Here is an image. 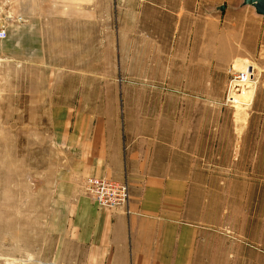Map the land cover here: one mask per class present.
I'll return each mask as SVG.
<instances>
[{
  "label": "rangeland",
  "instance_id": "obj_1",
  "mask_svg": "<svg viewBox=\"0 0 264 264\" xmlns=\"http://www.w3.org/2000/svg\"><path fill=\"white\" fill-rule=\"evenodd\" d=\"M241 2L0 0V264L50 256L52 105L104 123L137 175L186 180L215 264H264V16Z\"/></svg>",
  "mask_w": 264,
  "mask_h": 264
},
{
  "label": "crops",
  "instance_id": "obj_2",
  "mask_svg": "<svg viewBox=\"0 0 264 264\" xmlns=\"http://www.w3.org/2000/svg\"><path fill=\"white\" fill-rule=\"evenodd\" d=\"M37 22L40 18L31 19L41 38L43 25ZM30 38L36 39L33 32ZM84 116L70 105L49 109L50 124L62 127L56 144L65 159L55 170L46 210V234L53 241L46 264H215L211 230L181 207L190 195L187 181L137 175L123 144L105 137L104 123L90 127ZM87 176L126 181L127 206L105 209L84 195ZM258 262L263 263L261 255Z\"/></svg>",
  "mask_w": 264,
  "mask_h": 264
},
{
  "label": "built area",
  "instance_id": "obj_3",
  "mask_svg": "<svg viewBox=\"0 0 264 264\" xmlns=\"http://www.w3.org/2000/svg\"><path fill=\"white\" fill-rule=\"evenodd\" d=\"M5 36L6 28L4 25H0V39L5 38ZM82 191L84 195L90 196L105 209L125 207L130 197L129 186L126 181L111 180L101 176H87L84 179Z\"/></svg>",
  "mask_w": 264,
  "mask_h": 264
},
{
  "label": "water",
  "instance_id": "obj_4",
  "mask_svg": "<svg viewBox=\"0 0 264 264\" xmlns=\"http://www.w3.org/2000/svg\"><path fill=\"white\" fill-rule=\"evenodd\" d=\"M241 3L253 7L256 15L264 16V0H242Z\"/></svg>",
  "mask_w": 264,
  "mask_h": 264
}]
</instances>
